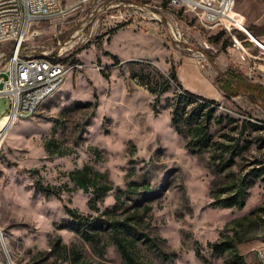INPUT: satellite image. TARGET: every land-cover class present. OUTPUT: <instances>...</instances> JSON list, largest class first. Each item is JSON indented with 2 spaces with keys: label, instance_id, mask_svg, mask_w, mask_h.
<instances>
[{
  "label": "rangeland",
  "instance_id": "374dc122",
  "mask_svg": "<svg viewBox=\"0 0 264 264\" xmlns=\"http://www.w3.org/2000/svg\"><path fill=\"white\" fill-rule=\"evenodd\" d=\"M60 2L66 12L35 23L40 34L26 44L31 55L59 57L63 50L64 83L0 133V264H70L59 243L89 264H129L107 224L92 243L67 226L66 206L132 218L150 236L133 249L140 264H264V170L252 171L264 167V97L245 90L230 95L218 83L232 68L264 85V46L239 36L252 24L264 31V0H234L242 19L236 26L207 24L201 11L168 0ZM154 13L160 20L151 19ZM189 64L221 90L213 142L204 150L187 147L193 132L186 120L182 132L172 122L178 94L206 96L186 84L182 70ZM200 101L189 95L185 115ZM10 110L9 98L0 97V118ZM220 154L226 167L212 158ZM86 165L114 185L99 199L71 177ZM238 184L248 185L245 204L228 206L223 199Z\"/></svg>",
  "mask_w": 264,
  "mask_h": 264
},
{
  "label": "trees",
  "instance_id": "16d2710c",
  "mask_svg": "<svg viewBox=\"0 0 264 264\" xmlns=\"http://www.w3.org/2000/svg\"><path fill=\"white\" fill-rule=\"evenodd\" d=\"M247 27L258 39L263 41L261 36L264 31L260 29V26L252 24L248 25ZM239 36L241 39L245 40L246 44L252 43V41L248 39L247 35L241 31L239 32ZM171 76L173 77L174 81H176V83L181 88H183V84L178 79L177 72L172 71ZM218 83L220 88L230 95H237L241 90H245L249 92H258L264 97L263 84L248 81L245 76L232 68H228L220 75L218 78ZM166 89L167 87L163 88V90L160 92H164ZM151 90L152 92L157 91L156 89ZM189 95L196 96L197 98H200L201 101L198 102L196 108L192 112L185 115L186 111L185 107L182 106V102L185 99H188ZM175 101L176 102L174 103L172 110V122L175 125L176 130L182 132L183 128L181 122L186 120L187 123L190 124L191 130L193 132V137L187 143V147L190 150H197L196 148L204 150L213 142V138L210 133V125L214 119L217 120V100L210 99L202 95H197L186 90L184 94H178V97ZM218 121L221 122V117L218 119ZM53 142L54 141L52 139L46 142V146L50 151L53 150L51 148V143ZM212 158L218 166L226 167L229 164L227 159H225L221 154L213 155ZM263 170L264 167L252 169V171L255 172V176H259ZM70 174L78 187L84 189L85 191H90L92 189V191L96 194V199H99L103 194L114 188L113 183L108 180L107 175L104 172L96 171L90 165L73 170ZM242 183L245 184L244 181ZM135 184L139 185V183ZM237 186L238 187L235 189L233 194L223 199V201L228 206L236 205L238 207H242L245 204L248 185L238 184ZM41 188L46 192L47 195L55 193L50 187L42 186ZM91 201L93 202V200ZM66 210L72 217V220L69 221L67 226L70 228H75L92 243L97 242V232L102 228V226H104V224H107L112 232V237L114 238L126 261L129 264H140L132 253L133 249L137 247V242L139 239H149L150 236L143 230V228H140V226L136 224L132 218H115L110 213L112 210H107V217H103L106 213L97 216L85 215L80 213L77 209L71 208L69 206H66ZM58 242L60 241L58 240ZM58 246H60V251L64 252L67 256L66 260H69L70 264H89L87 261L82 259L80 253L77 250L70 248L67 245H61L60 243ZM216 246L221 247L220 245ZM234 248L236 250L235 245ZM237 255L240 256L241 260L243 259V255H240L239 253H237Z\"/></svg>",
  "mask_w": 264,
  "mask_h": 264
},
{
  "label": "built area",
  "instance_id": "2783aa9c",
  "mask_svg": "<svg viewBox=\"0 0 264 264\" xmlns=\"http://www.w3.org/2000/svg\"><path fill=\"white\" fill-rule=\"evenodd\" d=\"M8 8H0V48L12 43L10 52L0 49V97H8L11 110L2 116L16 123L18 117H27L39 109V98L48 89L60 84L61 77L69 70L59 57L40 62L22 61V52H29L26 44L40 33L34 30L35 23L44 19H53V11L66 12L68 6L54 3V0H6ZM234 4V0H231ZM9 2H16V9H9ZM169 6L185 10H199L200 17L207 24H226L228 20L223 9V0H168ZM124 17V15H122ZM160 20L154 13L151 17ZM170 25L175 24L172 20ZM238 42V40H236ZM198 60L203 63L206 56L198 53Z\"/></svg>",
  "mask_w": 264,
  "mask_h": 264
},
{
  "label": "bare ground",
  "instance_id": "6f19581e",
  "mask_svg": "<svg viewBox=\"0 0 264 264\" xmlns=\"http://www.w3.org/2000/svg\"><path fill=\"white\" fill-rule=\"evenodd\" d=\"M231 0H223V9L222 11L225 12V15L227 16L229 22L236 26V24H241L240 21L242 20L236 12H234V4H231ZM54 3H61L60 0H54ZM0 8H8V1L6 0H0ZM9 9H16V2H9ZM61 14V11H53V17ZM48 55V54H47ZM46 55V56H47ZM50 57V56H48ZM48 57L42 56V55H31L29 52H22V61H33V62H40L42 60H50ZM68 74V71L66 74H64L63 77L60 79V84L55 85L53 88L48 89V92H45L44 95L39 98V107L42 105V103L50 97L54 92H56L60 86L64 83V80ZM23 117H18L16 119H22ZM12 125L11 121H8L7 119H4L0 121V133L4 132L7 127Z\"/></svg>",
  "mask_w": 264,
  "mask_h": 264
},
{
  "label": "crops",
  "instance_id": "0c3cea01",
  "mask_svg": "<svg viewBox=\"0 0 264 264\" xmlns=\"http://www.w3.org/2000/svg\"><path fill=\"white\" fill-rule=\"evenodd\" d=\"M186 74H191L192 78H187ZM182 76L190 88L201 92V94H206V96H202H208L207 98L216 99L221 92L216 83L211 80V77H208L193 64H189L188 67L182 70Z\"/></svg>",
  "mask_w": 264,
  "mask_h": 264
},
{
  "label": "water",
  "instance_id": "95a60500",
  "mask_svg": "<svg viewBox=\"0 0 264 264\" xmlns=\"http://www.w3.org/2000/svg\"><path fill=\"white\" fill-rule=\"evenodd\" d=\"M243 32L249 37V39L252 41V42H254V43H259V44H261V45H263L264 46V43L261 41V40H259L251 31H250V29L248 28V27H246V26H244L243 27Z\"/></svg>",
  "mask_w": 264,
  "mask_h": 264
}]
</instances>
